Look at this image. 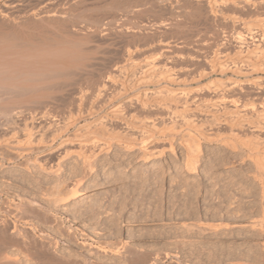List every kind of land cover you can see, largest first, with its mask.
I'll use <instances>...</instances> for the list:
<instances>
[{
  "label": "rangeland",
  "instance_id": "374dc122",
  "mask_svg": "<svg viewBox=\"0 0 264 264\" xmlns=\"http://www.w3.org/2000/svg\"><path fill=\"white\" fill-rule=\"evenodd\" d=\"M215 1L0 0V143L20 145L30 127H40L33 128L38 132L34 141L43 134L47 142L43 151H28L15 160L0 155V258L7 255L10 264H264V171L260 173L261 168L257 170L250 161L255 156L262 160L264 155L253 152V156L242 147L246 139L264 143V132L258 136L247 125L232 138L225 124L229 105L211 109L208 101L220 82L264 81V30L259 28L264 26V5L257 0H223L237 5L219 8L212 5ZM249 24L254 28L249 30ZM225 58L232 70L219 74L214 67ZM241 59L245 64L253 62L249 66L254 69L260 63L263 68L248 73L252 68ZM148 60H154L161 75L151 82L144 79ZM251 87L246 86L249 90L243 92L245 97L241 94L242 100L253 101L257 111L263 110L264 90ZM167 91L188 92L193 99L189 106L179 104L161 112L156 105L165 103V95L159 92ZM144 103L151 104V111L140 109ZM94 109L97 112L91 115L88 111ZM114 109L124 116L135 115V121L145 120L143 127L155 125V142H147V146L154 143L148 147L151 151L142 150L141 136L134 130L137 122L128 116L115 122ZM80 112L85 115L82 119ZM72 118H80L78 125L63 133ZM101 118L108 120L110 133H123L143 152L129 154L114 145L98 154L76 147L61 160L64 139L79 134L89 139L92 133L87 135V127ZM185 119L194 125L190 128ZM127 125L135 127L127 129ZM55 129L60 136L52 139ZM189 136L201 149L191 172L185 164L184 144ZM224 140L237 148L226 149ZM74 188L77 194H71L76 198L69 197Z\"/></svg>",
  "mask_w": 264,
  "mask_h": 264
},
{
  "label": "bare ground",
  "instance_id": "6f19581e",
  "mask_svg": "<svg viewBox=\"0 0 264 264\" xmlns=\"http://www.w3.org/2000/svg\"><path fill=\"white\" fill-rule=\"evenodd\" d=\"M21 1V0H20ZM175 1V0H174ZM215 1V0H214ZM256 1V0H255ZM254 1V2H255ZM258 2H259V5L261 4V6H262V4L264 5V0H257ZM256 1V2H257ZM177 2V1H176ZM235 2V3H234ZM249 2H251L250 0H249ZM249 2H247V3H249ZM257 2V3H258ZM239 3V2H238ZM246 3V2H245ZM257 3H254L256 6H257ZM214 4V6H219V8L220 7H222V6H224V7H227L226 5H229V4H234V6L236 7V5H237V3H236V1H233V2H226V1H223V0H216L215 2H213L212 3V5ZM240 4V3H239ZM243 4V3H242ZM246 5V4H245ZM251 5V4H250ZM249 5V6H250ZM208 6V5H207ZM216 6V7H217ZM232 6V5H231ZM230 6V7H231ZM246 7H248V6H246ZM255 7V6H254ZM11 8V7H10ZM13 8V7H12ZM223 8V7H222ZM250 8V7H249ZM256 8V7H255ZM258 8V7H257ZM262 8V7H261ZM217 9V8H216ZM8 10V9H7ZM261 10V9H260ZM51 11V10H50ZM264 12V11H263ZM211 13V12H210ZM6 15V14H5ZM61 18V17H60ZM219 18V17H218ZM59 19V18H58ZM248 19H250V18H248ZM259 19V18H258ZM252 20V19H251ZM251 22V21H250ZM255 22H257V21H255ZM258 22H260V21H258ZM263 22H264V19H263ZM262 22V23H263ZM232 23V22H231ZM258 24V23H257ZM260 24V23H259ZM245 25V24H244ZM251 25H253V24H251ZM254 25H255V23H254ZM261 25V24H260ZM264 25V24H263ZM244 27V26H243ZM254 28V26H251L250 27V24H249V30H251V28ZM256 27H258V25H256ZM261 27H263L264 28V26H261ZM261 27L259 26V28H260V30L261 31H263L264 29L262 28L261 29ZM259 28H258V30H259ZM255 31V30H254ZM260 31V32H261ZM257 32V31H256ZM250 33H252V31L250 32ZM263 33V35H264V31L262 32ZM253 35V34H252ZM259 35V34H258ZM242 36V35H241ZM239 37V36H238ZM249 39V38H248ZM238 40V39H237ZM256 40H258V39H256ZM246 41V40H245ZM240 42H241V40H240ZM242 43V42H241ZM255 44V43H254ZM244 46V45H243ZM243 46H241V47H243ZM258 46V45H257ZM262 47V46H261ZM53 50H54V48H52ZM244 50V49H243ZM48 51H50V50H48ZM55 51V50H54ZM57 51V50H56ZM55 51V53H58V52H56ZM237 51V50H236ZM256 51V50H255ZM15 53V52H14ZM44 53V52H43ZM42 53V54H43ZM50 53V52H49ZM247 53V52H246ZM245 53V54H246ZM257 53V52H256ZM25 54V53H24ZM29 54V53H28ZM39 55H40V53H38ZM45 54H46V52H45ZM60 54V53H59ZM59 54H57V55H59ZM62 54V53H61ZM60 54V55H61ZM166 54V53H165ZM241 54H243V53H241ZM2 55H4V54H2ZM19 55V54H18ZM131 55V54H130ZM251 55H252V53H251ZM260 55V54H259ZM9 56V55H8ZM23 56V55H22ZM27 56H29V55H27ZM41 56V55H40ZM39 56V57H40ZM43 56V55H42ZM45 56H47V55H45ZM45 56L43 57L44 59H45ZM51 56H53V55H51ZM162 56V55H161ZM253 56H254V54H253ZM256 56V55H255ZM13 57V56H12ZM16 57V56H15ZM36 57H37V55H36ZM36 57H35V59H36ZM39 57H38V59H39ZM54 57V56H53ZM240 57V56H239ZM248 57H250V56H248ZM10 58H11V56H10ZM22 59H23V57H21ZM33 58V57H32ZM42 58V59H43ZM238 58V57H237ZM253 58V57H252ZM258 58H260V57H258ZM257 57H256V59H258ZM19 59V58H18ZM240 59V58H239ZM245 59V58H244ZM243 59V61H242V59H241V62H243V64H244V66L245 65H247V64H245V62H247V61H245ZM250 59V58H249ZM254 59H255V57H254ZM13 60V59H12ZM15 60V59H14ZM23 60H25V59H23ZM219 60H221V59H219ZM218 60V61H219ZM248 60V59H247ZM259 60V59H258ZM2 61V60H1ZM0 61V62H1ZM20 61V60H19ZM44 61V60H43ZM149 61V60H148ZM151 61V60H150ZM147 62L146 63V67L148 68L147 70H146V75H144L145 77H144V79L145 80H150L151 78L153 79V78H157V76H159V74H160V71L157 69V67L158 66H156L155 65V63H154V60L153 61H151V62ZM157 61V60H156ZM173 61V60H172ZM230 61V60H229ZM235 61V60H234ZM260 61V60H259ZM37 62H39V61H37ZM231 62V61H230ZM237 62V61H236ZM235 62V63H236ZM239 62H240V60H239ZM249 62V64L251 63V61H248ZM255 62V68H256V60L254 61ZM4 63V62H3ZM34 64H35V62H33ZM253 63V62H252ZM251 63V64H252ZM1 64V63H0ZM53 64V63H52ZM56 64V63H55ZM145 64V63H144ZM232 64V63H231ZM249 64H248V66H246V67H250V68H252V72H248V73H253L255 70H258V71H260L262 68H263V66H264V64H263V66H262V64L260 63V66H262L261 67V69L259 70V68L258 67H260L259 66V64L257 65V68L256 69H254L252 66H249ZM212 65V64H211ZM239 65V64H238ZM240 65H242V63H240ZM254 65V64H253ZM2 66H4V65H2ZM56 66V65H55ZM132 66V65H131ZM215 65H213V67H214ZM233 66H235L234 64H233ZM233 66H232V68H233ZM244 66H242V67H244ZM6 67V66H5ZM5 67L3 68V69H5ZM8 67V66H7ZM53 67V66H52ZM144 67V66H143ZM212 67V68H213ZM236 68H238L237 66H235ZM239 67H241V66H239ZM9 68V67H8ZM132 68V67H131ZM140 68H141V66H140ZM159 68V67H158ZM185 68V67H184ZM231 69V66L229 67V64H228V62H226V58H225V62H221L220 61V64L218 63V66H215L214 67V70L216 71V70H218L219 71V74H220V71H221V73L223 72H225L226 70L228 71L229 69ZM235 68V69H236ZM249 68V69H250ZM10 69V68H9ZM129 69V68H128ZM144 69V68H143ZM146 69V68H145ZM144 69V70H145ZM244 69H246L245 67H244ZM248 69V70H249ZM254 69V70H253ZM1 70V69H0ZM6 70V69H5ZM172 70V69H171ZM213 70V69H212ZM213 70V71H214ZM232 70V69H231ZM233 70H234V68H233ZM237 70V69H236ZM133 71V70H132ZM162 71V70H161ZM163 71H165V70H163ZM168 71V70H167ZM179 71V70H178ZM212 71V72H213ZM214 71V72H215ZM218 71H217V73H218ZM226 71V72H227ZM242 70L240 69V72H241ZM264 71V70H263ZM115 72V71H114ZM195 72V71H194ZM193 72V73H194ZM211 72V71H210ZM225 72V73H226ZM232 72V71H231ZM233 72H235V71H233ZM239 72V70H237V74H239L240 73ZM256 72V71H255ZM8 73V72H7ZM119 73V72H118ZM120 73H122V72H120ZM132 73V72H131ZM133 73H135V72H133ZM161 73H163V72H161ZM184 73V72H183ZM201 73V72H200ZM207 73V72H206ZM224 73V74H225ZM236 73V72H235ZM242 73V72H241ZM240 73V74H241ZM164 74V73H163ZM163 74H162V76H163ZM208 74V73H207ZM206 74V75H207ZM243 74H246V73H244L243 72ZM119 75V74H118ZM123 75V74H122ZM170 75V74H169ZM168 75V76H169ZM200 75V74H199ZM251 75V74H250ZM135 76V75H134ZM142 76V75H141ZM238 76V75H237ZM247 76V75H246ZM113 77V76H112ZM115 77V76H114ZM118 77V76H117ZM126 77V76H125ZM137 77V76H136ZM159 77H161V75L159 76ZM174 77V76H173ZM178 77H179V75H178ZM187 77V76H186ZM202 77V76H201ZM204 77V76H203ZM203 77H202V79H203ZM155 78V79H156ZM163 78H164V76H163ZM169 78V77H168ZM177 78V77H176ZM194 78V77H193ZM196 78V77H195ZM194 78V79H195ZM118 79V78H117ZM121 79V78H120ZM130 79V78H129ZM150 80V82L151 81H153V80ZM154 79V80H155ZM170 79H171V76H170ZM169 79V80H170ZM222 79V78H221ZM111 80H113V79H111ZM144 80V81H145ZM157 80V79H156ZM164 80V79H163ZM165 80H167V79H165ZM169 80H167V81H169ZM243 80V79H242ZM130 81H132V80H130ZM143 81V82H144ZM171 81H172V79H171ZM195 81V80H194ZM146 82V81H145ZM156 82V81H155ZM154 82V83H155ZM158 83H159V81H157ZM170 82V81H169ZM218 82V81H217ZM139 83H140V81H139ZM185 83V82H184ZM190 83V82H189ZM147 84V83H146ZM153 84V83H152ZM95 85V84H94ZM155 85V84H154ZM159 85V84H158ZM213 86H214V84H212ZM124 86V85H123ZM133 86V88H134V85H132ZM246 86H254V87H258L259 89H261L262 91L264 90V81H262L261 79H258V80H251L250 82H246V83H243V82H236V81H229V80H227V82L225 83V82H220V83H218L214 88H217V89H214V93H211V96L212 97H210V99L208 100L209 102H211L212 104H209L210 106H209V108L211 107V109L212 108H216V107H218V109L220 108V105H223V104H227V105H229L228 107H230V108H228V110L230 109V112H229V115L227 116H225V124L226 125H228L227 126V128L228 127H230V128H228V129H230L231 130V132H230V130H229V133H230V135L232 136V138L233 137H238V135L241 133V129H243V130H245L246 128H245V126H250V127H252V129H249V130H251V132H252V130H257V131H255V133H257V135H258V133L259 132H264V108H263V110H256V108H255V104L254 103H252L251 101H249V100H247V101H243V100H245V99H243V97L241 96V94L244 96V93H246V92H244L245 90H247L248 88H246ZM106 87V86H105ZM105 87H103V88H105ZM122 87V86H121ZM210 87V86H209ZM251 87V88H252ZM102 89V88H101ZM208 88H206V90H207ZM213 89V88H212ZM253 89V88H252ZM258 89V90H259ZM107 90V89H106ZM109 90V89H108ZM160 90V89H159ZM198 90H199V88H198ZM203 90H204V88H203ZM216 90V91H215ZM249 90V89H248ZM91 91V90H90ZM111 91V90H110ZM126 91V90H125ZM168 92V91H167ZM166 92V93H167ZM203 92H205V91H203ZM202 92V93H203ZM208 92V91H207ZM206 92V93H207ZM212 92V91H211ZM244 92V93H243ZM88 92H86V94H87ZM96 93V92H95ZM119 93V92H118ZM164 93V92H163ZM187 93V94H186ZM186 93H182V92H180V93H174V92H168L167 94H162V93H160L159 92V94H161V95H165V96H163L162 98H165L164 99V102L165 103H163L162 102V104H161V102L159 103L158 102V104H157V102H155V104H157L156 105V107H157V109H159V111L161 110V112L163 111V110H166V108H168L169 109V107H170V109H171V106L173 107V106H177L178 107V105L180 104H182L183 105V107H184V104L186 105H188L191 101L190 100H192L193 99V95H189V93L188 92H186ZM191 93V92H190ZM199 92H196V95L198 94ZM259 93H261V92H259ZM83 94V93H82ZM82 94H80V96L82 97ZM85 94V93H84ZM90 94H91V92H90ZM94 94V93H93ZM100 94V93H99ZM126 94V93H125ZM145 95H146V93H144ZM200 94V93H199ZM213 94V95H212ZM79 95V94H78ZM77 95V96H78ZM92 95V94H91ZM90 95V96H91ZM108 95V94H107ZM148 95H149V93H148ZM99 96V95H98ZM113 96V95H112ZM112 96H111V98H112ZM192 96V97H191ZM203 96V95H202ZM248 96V95H247ZM263 96V95H262ZM84 97V96H83ZM117 97H119V95L117 96ZM159 97V96H158ZM245 97V96H244ZM248 97H250V96H248ZM95 98V97H94ZM96 98H97V96H96ZM192 98V99H191ZM195 98V97H194ZM206 98V97H205ZM209 98V97H208ZM255 98V97H254ZM73 99V98H72ZM84 99V98H83ZM100 99H101V97H100ZM99 99V100H100ZM105 99V98H104ZM243 99V100H242ZM248 99V98H247ZM70 100V99H69ZM132 100V99H131ZM146 100V99H145ZM149 100V99H148ZM201 100H203V98L201 99ZM253 100V99H252ZM72 101V100H71ZM84 101V100H83ZM110 101V100H109ZM108 101V102H109ZM112 101V100H111ZM162 101H163V99H162ZM198 101V100H197ZM204 101H207V99L206 100H204ZM207 101V102H208ZM91 102V101H90ZM134 102V101H133ZM133 102H131V105H132V103ZM203 102V101H202ZM206 102V103H207ZM208 102V103H209ZM88 103V102H87ZM111 103V102H110ZM193 103V102H192ZM207 103V104H208ZM86 104V103H85ZM91 104V103H90ZM109 104V103H108ZM107 104V105H108ZM197 104V103H196ZM263 106H264V102L263 103H261ZM260 104V105H261ZM62 105V104H61ZM65 105V104H64ZM72 105V104H71ZM73 105H74V103H73ZM103 105V104H102ZM106 105V106H107ZM135 105V104H134ZM151 105V104H150ZM150 105H147V104H142V106L140 107V109L142 108V109H144V111H145V109L146 110H150V109H148V107L150 106ZM69 106V105H68ZM79 106V105H78ZM189 106V105H188ZM201 106H202V104H201ZM224 106H226V105H224ZM64 107V106H63ZM67 107V106H66ZM77 107V106H76ZM103 107V106H102ZM115 107V106H114ZM176 107V108H177ZM208 107V106H207ZM222 107V106H221ZM257 107H259V106H257ZM84 108V107H83ZM86 108V107H85ZM174 108V107H173ZM204 108V107H203ZM261 108V107H260ZM11 109H12V107H11ZM70 109V108H69ZM74 109V108H73ZM76 109V108H75ZM74 109V110H75ZM101 109V108H100ZM118 109V108H117ZM120 109V108H119ZM118 109V110H119ZM123 109V108H122ZM151 109H152V107H151ZM182 109V108H181ZM181 109H180V111H181ZM185 109H187V108H185ZM189 109V108H188ZM187 109V110H188ZM200 109V108H199ZM5 110V109H4ZM85 110H87V109H85ZM115 110V109H114ZM139 110V109H138ZM172 110V109H171ZM184 110V109H183ZM182 110V111H183ZM208 110V109H207ZM216 110V109H215ZM8 111V110H7ZM21 111H22V109H21ZM51 111H53V110H51ZM65 111V110H64ZM78 111H79V109H78ZM93 110H90V111H88L91 115H94L93 113L96 111L95 109H94V111L92 112ZM99 111V110H98ZM133 111V110H132ZM151 111V110H150ZM152 111H153V109H152ZM189 111V110H188ZM212 111V110H211ZM214 111V110H213ZM217 111V110H216ZM224 111V110H223ZM222 111V112H223ZM226 111V110H225ZM70 112V111H69ZM87 112V113H88ZM97 112V111H96ZM142 112V111H141ZM140 112V113H141ZM148 112V111H147ZM154 112V111H153ZM173 112H175V110L173 111ZM179 112V111H178ZM25 113V112H24ZM81 113V112H80ZM83 113V112H82ZM81 113V119H82V117L83 116H85V115H83ZM86 113V114H87ZM89 113L87 114L88 116H90L91 117V115H89ZM106 113H108V112H106ZM184 113V112H183ZM214 113H215V111H214ZM220 113V112H219ZM21 114V113H20ZM70 114H71V112H70ZM113 114V118L115 119H112V120H114L115 122L116 121H120V120H122V118H125L126 116H128V114L126 115V116H124V114L123 113H121L120 111L118 112L117 110H115V112L114 113H112ZM134 114V113H133ZM162 114V113H161ZM178 114H180V113H178ZM197 114V113H196ZM225 114V113H224ZM24 115V114H23ZM44 115H46V114H44ZM56 115V114H55ZM72 115H75V114H72ZM77 115V114H76ZM129 115H131V116H128V117H126V119L128 118V119H131V120H133V122H137V123H141V124H139V126L137 125V123H134L135 125H136V127H135V125H134V127H131L130 125H127L126 126V128L128 129H130V127H131V129H133L134 128V130H135V132L137 133V135H139V136H141V139L140 140H142V144H143V146L142 147H144V149H142V150H149L148 149V147L149 146H151L152 144H154L153 142H152V144H150L149 146H147V144H149V143H147L149 140H150V142L151 141H154V139L156 138V135H157V133L155 132V125H153L151 122H150V126L149 127H147V125H146V127H143V125L142 124H144L143 122L145 121H135V119H137V118H134V116L132 115V114H129ZM141 115V114H140ZM139 115V116H140ZM148 115V114H147ZM152 115V114H151ZM150 115V116H151ZM156 115V114H155ZM180 115H182V114H180ZM179 115V116H180ZM184 115V114H183ZM182 115V116H183ZM199 115V114H198ZM208 115V114H207ZM14 116H16L15 114H14ZM87 116V117H88ZM99 116V115H98ZM138 115H136V117H137ZM165 116V115H164ZM2 117H4V116H2ZM17 117V116H16ZM19 117V116H18ZM76 117H79V113H78V116H76ZM100 117V116H99ZM162 117V116H161ZM181 117V116H180ZM188 117V116H187ZM214 116H212L211 118H213ZM220 117V116H219ZM0 118H1V116H0ZM7 118V117H6ZM11 118V117H10ZM23 118V117H22ZM41 118V117H40ZM43 119H44V116L42 117ZM41 118V119H42ZM46 118H48V117H46ZM57 118V117H56ZM140 118V117H139ZM152 118V117H151ZM156 118V117H155ZM165 118V117H164ZM183 118V117H182ZM12 119V118H11ZM31 119H33V116H32V118ZM50 119V118H49ZM74 118H72V120H73ZM80 119V118H79ZM78 119V120H79ZM84 119H86V117H84ZM189 119V118H188ZM213 119H216V118H213ZM213 119H212V121H213ZM221 119V118H220ZM224 119V118H223ZM12 120H14V119H12ZM28 120V119H27ZM48 120V119H47ZM53 120H55V119H53ZM71 120V122L69 121V123H65L66 125H65V127H63V128H65L64 130L62 129V132L64 131H66L67 130V128H69L70 127V129H71V126H74V125H76L77 124V122H78V120H76V118L72 121ZM105 120H107V119H105ZM185 120H187V119H185ZM195 120V119H194ZM207 120V119H206ZM205 120V121H206ZM211 120V119H210ZM252 120V121H251ZM34 121V120H33ZM42 121V120H41ZM46 120H44V122H45ZM80 121V120H79ZM129 121V120H128ZM146 121H147V119H146ZM152 121V120H151ZM171 121V120H170ZM254 121V122H253ZM14 122V121H13ZM26 122V121H25ZM92 122V121H91ZM114 122V123H115ZM129 122H131V121H129ZM132 122V123H133ZM148 122V121H147ZM153 122V121H152ZM186 122V121H185ZM193 122V121H192ZM198 122V121H197ZM215 122V121H214ZM47 123V122H46ZM79 123V122H78ZM90 123V122H89ZM108 123V120H107V122H105L104 121V119L103 118H101L98 122H95V124H93L92 126H88L87 127V129H86V133L87 132H89V133H92V136H89L88 134L89 133H87V135H88V137H90L89 139L88 138H85V140H84V138L83 139H81L80 138V134H79V136L78 135H74L73 137H68L67 139H64V141L62 142V144H60L61 145V147H60V150H64V151H62V153L60 154V159L62 160H64V158H66V157H69V155H70V153L71 152H74L77 148L76 147H78L79 149H92V150H94V151H97V153L99 154V152H104L103 150H105V149H108L109 151H110V149H111V147L113 146L114 147V145H115V147L117 146L118 147V149L120 150V149H122V150H125V152L127 151L128 153H129V151L130 152H132V151H136L137 152V150H141V147L139 146H136V144L135 143H132L130 140H133V139H130V140H128V139H126L124 136V134L122 133V135H124L123 137H122V135L120 134V135H114V134H112V133H110L109 132V130L107 129V124ZM162 123V122H161ZM174 123V122H173ZM182 123V122H181ZM202 123V122H201ZM217 123H218V119H217ZM33 124V123H32ZM43 124V123H42ZM45 124V123H44ZM51 124V123H50ZM55 124V123H54ZM112 124V123H111ZM152 124V125H151ZM190 122L187 120V122H186V125L187 126H190ZM210 124V123H209ZM213 124V123H212ZM220 124H224V122L223 123H220ZM224 124V125H225ZM250 124V125H249ZM18 125V124H17ZM59 125V124H58ZM78 125V124H77ZM115 125V124H114ZM124 125V124H123ZM131 125H133V124H131ZM171 125V124H170ZM183 125H185L184 123H183ZM185 125V126H186ZM193 125H194V123H193ZM192 124H191V126H193ZM200 125V124H199ZM225 125V126H226ZM16 126V125H15ZM48 126H51V125H48ZM53 126V125H52ZM51 126V127H52ZM108 126H110V125H108ZM191 126H190V128H191ZM221 126V125H220ZM19 127V126H18ZM32 127H33V125H32ZM57 127V126H56ZM60 127H62V126H60ZM114 127V126H113ZM200 128L201 127H203V126H199ZM208 127V126H207ZM213 127H214V125H213ZM218 127H219V125H218ZM25 128V127H24ZM27 128H28V126H27ZM34 128V127H33ZM33 128L31 129V127L29 128V129H25V133L23 134L24 136H25V138H23L22 137V140H23V142L22 143H24L23 145H22V143L21 142H19V143H21L20 145H18V146H15V145H12V144H10V142H5L3 145L0 143V155H1V157H3L4 158V160H8V161H11V160H15V158L17 159V157L18 158H20L23 154H26L28 151L30 152V153H33L32 151H43V149H46L45 148V146H43V142L45 141H43V139H44V135L43 134H41L40 135V140H35L34 141V135L35 136H37L36 134H34L35 132H33ZM36 128V127H35ZM34 128V129H35ZM40 128V127H39ZM39 128H36V129H39ZM125 128V127H124ZM171 128H172V126H171ZM188 128V127H187ZM245 128V129H244ZM2 129V128H1ZM35 129V130H36ZM48 129H50V127L48 128ZM48 129H46L47 131H48ZM54 129V128H53ZM57 129V128H56ZM55 129V132L54 133H56L57 132V130ZM110 129V128H109ZM116 129V128H115ZM123 129V128H122ZM126 129V130H127ZM170 129V128H169ZM174 130L176 129V127H174L173 128ZM202 129V128H201ZM200 129V130H201ZM203 129H205V128H203ZM211 130V132L213 131V129L212 128H210ZM13 130V129H12ZM19 130V129H18ZM41 130V129H40ZM40 130H38V131H40ZM46 130L43 132L44 134L46 133ZM58 130H60V129H58ZM88 130V131H87ZM125 130V129H124ZM198 130V129H197ZM248 130V131H249ZM83 131V130H82ZM123 131V130H122ZM132 131V130H131ZM130 131V132H131ZM157 131V130H156ZM165 131V130H164ZM177 131V130H176ZM204 131V130H203ZM215 131V130H214ZM214 131L212 132V134L214 133ZM238 131H239V134L238 135H236V133H238ZM41 132V131H40ZM39 132V133H40ZM59 132L60 131H58L56 134H52L51 136H53V137H56V138H53V137H51L52 139H57V137H58V135H59ZM61 132V133H62ZM63 132V133H64ZM113 132V131H112ZM161 132V131H160ZM166 132V131H165ZM173 131H171V132H169V133H172ZM175 132V131H174ZM197 132V131H196ZM201 132V131H200ZM246 132V131H245ZM17 133V132H16ZM36 133H38V132H36ZM42 133V132H41ZM53 133V132H52ZM85 133V132H84ZM179 133H180V131H179ZM202 133V132H201ZM205 133V132H204ZM217 133V132H216ZM15 134V133H14ZM130 134V133H129ZM161 134V133H160ZM159 134V135H160ZM189 134V133H188ZM249 134V133H248ZM260 134V133H259ZM127 135V134H126ZM132 135V134H131ZM176 135V134H175ZM207 135V134H206ZM218 135V134H217ZM16 136V135H15ZM38 136H39V134H38ZM46 136V135H45ZM60 136V135H59ZM83 136V135H82ZM214 136V135H213ZM223 135H221V137H222ZM244 136V135H243ZM258 136H260V135H258ZM10 137V136H9ZM21 137V136H20ZM34 137V138H33ZM202 137V136H201ZM227 137V136H226ZM251 137V136H250ZM3 138V137H2ZM7 138V137H6ZM59 138V137H58ZM125 138V139H124ZM158 138V137H157ZM181 138V137H180ZM231 138V139H232ZM246 138V137H245ZM254 138V137H253ZM24 139L26 140L25 142H24ZM37 139V138H36ZM211 139H213V138H211ZM215 139V138H214ZM237 139H239V138H237ZM241 139V138H240ZM258 139V138H257ZM256 139V140H257ZM260 139H262L261 137H260ZM264 139V138H263ZM21 140V139H20ZM19 140V141H20ZM21 140V141H22ZM235 140V139H234ZM247 140V139H246ZM245 140V141H246ZM249 140H250V138H249ZM254 140V139H253ZM1 141V140H0ZM3 141V140H2ZM49 141V140H48ZM54 140H52V142H53ZM137 141V140H136ZM225 141V140H224ZM243 142V145H242V143L240 144V145H242V147L243 146H246V148L248 149H246L248 152H250V151H252L251 152V155H253V152H261L263 155H264V143L262 142V143H260L259 141H254L255 143H252L253 141H248V142ZM18 142V141H17ZM155 142V141H154ZM173 142V141H172ZM216 142V141H215ZM231 142V141H230ZM259 142V143H258ZM16 143V142H15ZM18 143V144H19ZM44 143H47V142H44ZM177 143V142H176ZM224 144H223V147H225L226 149L229 147V149L231 148H233V149H236L237 147H236V145H235V148L233 147L234 145L232 144V143H229V141H225V142H223ZM157 144V143H156ZM170 144V143H169ZM173 143H171L170 144V146L172 145ZM187 144V162L185 163L186 164V167L188 168L187 170H188V172H189V170H190V172L191 171H194V169H196V168H194V167H196V165L198 164L197 163V160H198V156H197V154L198 153H200V144H199V142H197L196 140H194V139H192L190 136L188 137V139H186V141H185V144L184 145H186ZM138 145H141V144H138ZM181 145V144H180ZM190 145V146H189ZM239 145V144H238ZM47 146V145H46ZM48 147V146H47ZM173 147V145L170 147L172 150L174 149V148H172ZM241 147V146H240ZM241 147V148H242ZM72 148H74V149H71ZM76 148V149H75ZM158 148V147H157ZM169 148V149H170ZM114 149V148H113ZM117 149V148H116ZM117 149V150H118ZM170 149V150H171ZM122 150H120L121 152H122ZM139 150V151H140ZM141 150V151H142ZM171 150V151H172ZM238 150V149H237ZM234 151V152H239V151ZM78 151V150H77ZM106 151V150H105ZM149 151H151V149L149 150ZM148 151V152H149ZM156 151V150H155ZM158 151V150H157ZM28 152V153H29ZM81 152V151H80ZM86 152V151H85ZM88 152V151H87ZM120 152V153H121ZM143 152V151H142ZM164 152V151H163ZM230 152V151H229ZM34 153H36V152H34ZM39 153V152H38ZM53 153V152H52ZM60 153V152H59ZM77 153H79V152H77ZM105 153V152H104ZM82 154V153H81ZM92 154V153H91ZM127 154V153H126ZM130 154V153H129ZM145 154V153H144ZM236 154V153H235ZM240 154V152L238 153V155ZM255 154V153H254ZM258 154V153H257ZM55 155V154H54ZM57 155V154H56ZM84 155V154H83ZM89 155V154H88ZM96 155V154H95ZM94 155V156H95ZM147 155V157L150 155H148V154H146ZM153 154H151V156H152ZM155 155V154H154ZM174 155V154H173ZM259 155V154H258ZM257 155V156H258ZM97 156V155H96ZM254 156V155H253ZM83 157V156H82ZM88 157H90V156H88ZM123 157V156H122ZM24 158V157H23ZM42 158V157H41ZM72 158V157H71ZM145 159H146V157H144ZM246 158V157H245ZM250 158V157H249ZM248 158V159H249ZM260 158H262V157H260ZM60 159H58L59 160V163H60ZM90 159V158H89ZM148 159V158H147ZM38 160V159H37ZM80 160V159H79ZM78 160V161H79ZM84 160V159H83ZM85 160H87V159H85ZM241 160H242V158H241ZM250 160V159H249ZM69 161V160H68ZM82 161V160H81ZM91 161V160H90ZM89 161V162H90ZM112 161V160H111ZM250 161H252L253 163L252 164H255L256 163V166H258V167H255V165H254V167L255 168H258L257 170H259L260 168V170H262V171H260V173H262L264 170V158H262V160L261 159H259V156L256 158V156L255 157H253ZM36 162V161H35ZM39 162V161H38ZM87 162V161H86ZM28 163V162H27ZM40 163V162H39ZM80 163V162H79ZM56 164V163H55ZM184 164V165H185ZM20 165V164H19ZM25 165V164H24ZM37 165V164H36ZM35 164H34V166H36ZM41 165V164H40ZM53 165V164H52ZM195 165V166H194ZM2 166V165H1ZM39 166V165H38ZM37 166V167H38ZM86 166V165H85ZM93 166V165H92ZM41 167V166H40ZM77 167V166H76ZM109 167V166H108ZM43 168V167H42ZM41 168V169H42ZM53 168V167H52ZM52 168H49V170L48 171H50V169H51V171H52ZM71 168V167H70ZM75 168V167H74ZM39 169V168H38ZM44 169V168H43ZM46 169V168H45ZM93 169H94V167H93ZM237 169V168H236ZM54 170V169H53ZM73 170V169H72ZM31 171V170H30ZM43 171V170H42ZM47 171V170H46ZM45 171V172H46ZM53 172V171H52ZM57 172V171H56ZM79 172V171H78ZM196 172V171H195ZM48 173H51V172H48ZM58 173V172H57ZM87 173V172H86ZM264 173V172H263ZM262 173V174H263ZM53 174V173H52ZM60 174H61V172H60ZM73 174V173H72ZM79 174V173H78ZM259 174V173H258ZM57 177H58V175H56ZM77 176V175H76ZM258 176V175H257ZM261 176V175H260ZM249 178V177H248ZM252 178V177H251ZM75 181V180H74ZM250 181V180H249ZM258 181V180H257ZM261 181V180H260ZM55 183H58V181L57 182H55ZM78 184H80V183H78ZM78 184L75 186V188L78 186ZM249 184V183H248ZM264 184V183H263ZM54 185V184H53ZM62 185V184H61ZM254 185V184H253ZM65 187L67 186V185H64ZM264 186V185H263ZM73 187V186H72ZM64 188V187H63ZM62 188V189H63ZM70 188V187H69ZM75 188H74V190H75ZM59 189V188H58ZM71 189V188H70ZM78 189V188H77ZM250 189V188H249ZM56 190V189H55ZM66 190V189H65ZM57 191V190H56ZM62 191V190H61ZM2 192V191H1ZM3 192H5V191H3ZM50 192V191H49ZM55 192V191H54ZM68 192V191H67ZM75 192H77V190H75V191H71L70 192V196L69 197H71V193H74V194H77V193H75ZM52 193V192H51ZM62 193V192H61ZM69 193V192H68ZM50 194V193H49ZM53 194V193H52ZM56 195H58L57 193H55ZM54 194V195H55ZM73 194V195H74ZM78 194H80L79 192H78ZM262 194V193H261ZM68 195V194H67ZM72 195V196H73ZM59 196H60V193H59ZM75 196H77V195H75ZM75 196H73L74 198H76ZM262 196V195H261ZM52 197V196H51ZM69 197H66L67 199L69 198ZM59 198V197H58ZM20 199V198H19ZM52 199H53V197H52ZM61 199L63 200V198L61 197ZM264 199V198H263ZM51 200V199H50ZM231 200V199H230ZM21 201V200H20ZM49 201V200H48ZM52 201V200H51ZM54 201H55V198H54ZM57 201V200H56ZM55 201V202H56ZM60 201V200H59ZM64 201V200H63ZM263 201V200H262ZM3 203H4V201H3ZM264 203V202H263ZM17 204V203H16ZM56 204V203H55ZM68 204V203H67ZM57 205V204H56ZM17 206V205H16ZM243 206V205H242ZM264 207V206H263ZM263 207H262V209H263ZM20 208V207H19ZM18 209V208H17ZM13 211V210H12ZM19 211V210H18ZM263 211V210H262ZM14 213V212H13ZM17 214V213H16ZM23 215V214H22ZM2 217V216H1ZM20 217V216H19ZM22 219V218H21ZM5 220V219H4ZM8 220V219H7ZM8 222V221H7ZM5 223V222H4ZM8 224V223H7ZM6 225V224H5ZM9 225V224H8ZM16 225V224H15ZM14 225V226H15ZM13 226V227H14ZM4 227V226H3ZM17 228V227H16ZM13 229H15V228H13ZM262 230H263V228H262ZM13 231V233L15 234L16 232H18L17 230H16V232H14V230H12ZM260 231V230H259ZM264 231V230H263ZM4 232H5V230H4ZM8 232V231H7ZM261 233V232H260ZM263 233V232H262ZM17 234V233H16ZM21 234V233H20ZM14 236H16V235H14ZM2 237V236H1ZM16 237H19V232H18V234H17V236ZM3 238V237H2ZM7 238V237H6ZM15 238V237H14ZM32 238V237H31ZM18 239H20V238H18ZM23 240H24V238H23ZM46 240V239H45ZM10 241V240H9ZM18 241V240H17ZM2 242V241H1ZM7 242V241H6ZM19 242V241H18ZM21 243V242H20ZM118 243V242H117ZM7 244V243H6ZM9 244V243H8ZM16 245H17V243H15ZM113 245V244H112ZM8 246V245H7ZM114 246H117V245H114ZM113 246V247H114ZM4 248V247H3ZM10 248H11V246H10ZM25 248V247H24ZM111 248V247H110ZM130 248V247H129ZM112 249V248H111ZM130 249H132V248H130ZM6 250V249H5ZM124 250V249H123ZM95 251H97V250H95ZM115 251V250H114ZM125 251V250H124ZM130 251H132V250H130ZM3 252V251H2ZM95 253V252H94ZM106 253V252H105ZM124 253V252H123ZM35 254H36V252H35ZM37 254H38V252H37ZM126 254V253H125ZM154 254H157V253H154ZM0 255H2V254H0ZM12 255V254H11ZM111 255V254H110ZM112 255H113V253H112ZM116 255V254H115ZM123 255V254H122ZM129 255V254H128ZM133 255V254H132ZM131 255V256H132ZM137 255V254H136ZM31 256V255H30ZM120 258H122L121 256H120V254L118 255ZM4 257V256H3ZM2 256H1V258H0V264H10L11 262L9 261V259L10 258H8V260H7V255H6V257L5 258H3ZM9 257V256H8ZM11 257V256H10ZM28 257V256H27ZM118 257V258H119ZM126 257H128V256H126ZM158 257V256H157ZM13 258V257H12ZM18 258V257H17ZM34 258V257H33ZM115 258V257H114ZM125 258V257H124ZM123 258V259H124ZM106 259V258H105ZM117 259V258H116ZM158 259V258H157ZM18 260V259H17ZM38 260V259H37ZM109 260V259H108ZM125 260H127V258L125 259ZM10 263H9V262ZM12 261V260H11ZM128 261V260H127ZM130 261V260H129ZM154 261H156L155 259H154ZM153 261V262H154ZM159 261V260H158ZM121 262V261H120ZM113 263V262H112ZM127 263V262H126ZM15 264H17V263H15ZM22 264V263H21ZM117 264H119V263H117ZM122 264V263H121ZM153 264V263H152ZM160 264V263H159Z\"/></svg>",
  "mask_w": 264,
  "mask_h": 264
}]
</instances>
